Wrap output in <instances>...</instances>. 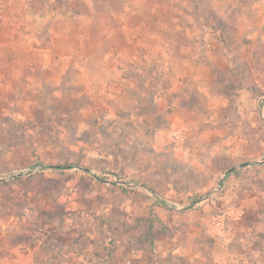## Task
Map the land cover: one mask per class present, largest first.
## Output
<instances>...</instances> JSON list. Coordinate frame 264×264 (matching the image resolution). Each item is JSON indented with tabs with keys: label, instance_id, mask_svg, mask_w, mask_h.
<instances>
[{
	"label": "rangeland",
	"instance_id": "obj_1",
	"mask_svg": "<svg viewBox=\"0 0 264 264\" xmlns=\"http://www.w3.org/2000/svg\"><path fill=\"white\" fill-rule=\"evenodd\" d=\"M62 1L52 31L41 17L1 28L0 228L47 229L57 256L94 236L108 262L129 246L146 264L177 247L179 228L232 226L244 186L264 171V0L165 4L196 20L187 38L164 27L201 65L188 89L146 65L161 68L151 52L174 41L140 42L127 77L115 72L112 18ZM84 10L90 18H74Z\"/></svg>",
	"mask_w": 264,
	"mask_h": 264
},
{
	"label": "crops",
	"instance_id": "obj_2",
	"mask_svg": "<svg viewBox=\"0 0 264 264\" xmlns=\"http://www.w3.org/2000/svg\"><path fill=\"white\" fill-rule=\"evenodd\" d=\"M45 1L47 2L46 5L43 4L42 0H0V34L3 31V29L1 30L2 26L14 25L16 22L18 24L30 23L33 17H41L40 23L45 21L44 24L50 26L49 30L52 31V24L55 23L56 25V21H58V16H54L56 15L55 11L59 8L56 9V3L53 0ZM59 1L63 2L62 0ZM169 1L83 0L85 9L96 10L98 13H102L104 17L110 16L113 20L115 54L123 57L115 72H123L127 77L130 74L132 78V74L138 65L137 60L141 55L137 52V46L143 40L168 41L169 44L172 40L174 41L172 45L175 46L177 39H172L164 30V27L171 26V23L177 32L176 35L187 38V34L184 32L186 22L188 20L192 23L196 20L192 19L193 16L190 13L178 12L183 9L181 7L182 2H178V0H171L173 7L175 6L178 11H173L172 15L169 14L171 13L169 9L164 7L165 4L170 5L171 2ZM176 4L178 5L176 6ZM85 12L84 10L80 15H75L74 18H90L89 12ZM52 16L54 18L50 20ZM103 22L105 23V20ZM98 24H102L100 17ZM154 25L161 27L163 32H152L151 27ZM143 26H149L151 31L149 34L144 33L145 36L141 32H135V29L141 30ZM25 30L26 28L21 31ZM29 33V31L24 32L26 35ZM175 49L177 51H170V46L165 47V50L159 54H155V51L152 50L151 53L154 56L163 58L161 59L163 62L158 63V65H162L161 68L154 67L160 59L154 61L152 57L150 58V54L145 52L144 56L150 58L146 65L151 66L152 69L150 70L152 71L154 68L160 70L164 75L163 80L166 78L172 80L176 74L181 79L182 87L188 89L187 84L190 83L191 77L194 81H200L201 65L198 61L186 59L189 53L186 52L187 47L183 43L177 42ZM130 81L134 82L133 79ZM158 83L159 81H155L152 84L157 86ZM167 84L166 81L165 85ZM256 178L255 182L253 180L247 182L244 186L245 190L241 193L246 202L243 210L239 213L234 212V214L231 211L234 220L231 222L232 226H228L227 223L224 228H209L210 233H204L202 230L199 232L195 230L196 228H179L183 240L176 245L177 247L174 246L171 250L170 247H167L166 251L162 252V259L159 263L154 259L146 264H233V261L237 259L239 264H264V171L261 176ZM92 233L94 234V231L89 232V235ZM217 234L222 235L219 237L220 242L216 241ZM64 236L68 235L65 234ZM51 239L54 237L51 231L47 229L0 228V264H126L132 249L129 246L118 249L112 254V263L111 261L109 263L107 260L109 251L105 246L96 247L94 236L88 238L89 242L80 248L72 245L69 241L65 242L67 252L62 256H57L54 252L52 244L49 242ZM125 253L128 254L126 258L124 257ZM133 263L145 264V258L137 256Z\"/></svg>",
	"mask_w": 264,
	"mask_h": 264
},
{
	"label": "built area",
	"instance_id": "obj_3",
	"mask_svg": "<svg viewBox=\"0 0 264 264\" xmlns=\"http://www.w3.org/2000/svg\"><path fill=\"white\" fill-rule=\"evenodd\" d=\"M180 136H181V139L184 138V135H181V134H180ZM180 136H179V137H180ZM136 257H137V253H132V254L130 255V257L126 260V264H134V263H133V260H134ZM233 264H239L238 259H237V260H234V261H233Z\"/></svg>",
	"mask_w": 264,
	"mask_h": 264
},
{
	"label": "water",
	"instance_id": "obj_4",
	"mask_svg": "<svg viewBox=\"0 0 264 264\" xmlns=\"http://www.w3.org/2000/svg\"><path fill=\"white\" fill-rule=\"evenodd\" d=\"M239 166H241V165H239ZM239 166H233L232 168H230L229 170H227V172H226V174L229 172V171H231V170H233V169H235V168H237V167H239ZM225 174V175H226ZM141 187H145V185H141ZM217 190V189H216ZM216 190H214L213 192H215ZM213 192H210L209 194H207L206 196H204V197H208L209 195H211Z\"/></svg>",
	"mask_w": 264,
	"mask_h": 264
}]
</instances>
